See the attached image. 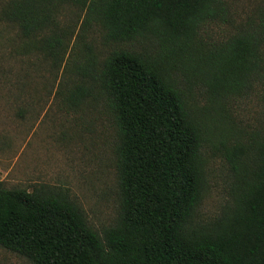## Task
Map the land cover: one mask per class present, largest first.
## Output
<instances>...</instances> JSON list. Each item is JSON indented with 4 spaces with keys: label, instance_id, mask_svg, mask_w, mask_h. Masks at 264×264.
<instances>
[{
    "label": "trees",
    "instance_id": "16d2710c",
    "mask_svg": "<svg viewBox=\"0 0 264 264\" xmlns=\"http://www.w3.org/2000/svg\"><path fill=\"white\" fill-rule=\"evenodd\" d=\"M63 5L111 44L75 67L82 80L64 101H103L111 114L118 215L99 233L66 195L0 181V246L31 264H264V125L246 141L222 136L228 196L200 218L205 129L177 75L197 78L216 102L261 86L264 108V0L239 21L228 0H2L7 41L62 61L75 27L60 22ZM212 22L234 31L207 46Z\"/></svg>",
    "mask_w": 264,
    "mask_h": 264
},
{
    "label": "rangeland",
    "instance_id": "374dc122",
    "mask_svg": "<svg viewBox=\"0 0 264 264\" xmlns=\"http://www.w3.org/2000/svg\"><path fill=\"white\" fill-rule=\"evenodd\" d=\"M228 1L237 21L261 3ZM84 13L72 5L62 6L60 22L75 23V27L62 61L56 63L41 50L28 55L15 51L14 44L7 41L14 30L0 21V181L6 188L66 195L101 233L114 223L119 211L111 114L103 101L76 108L64 101L67 88L82 80L75 67L85 65L90 56L101 60L111 48L95 24L80 27ZM233 31L230 25L212 22L201 33L210 46ZM177 75L204 124L207 182L199 215L208 219L220 212L231 179L220 139L226 135L229 143L246 141L264 125L261 86L216 102L197 78L187 80L180 70ZM0 264L31 263L0 246Z\"/></svg>",
    "mask_w": 264,
    "mask_h": 264
}]
</instances>
